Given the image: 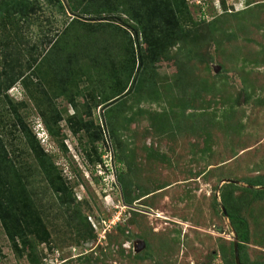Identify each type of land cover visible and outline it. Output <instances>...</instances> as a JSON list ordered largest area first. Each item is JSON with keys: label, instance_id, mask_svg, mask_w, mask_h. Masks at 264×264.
<instances>
[{"label": "rangeland", "instance_id": "374dc122", "mask_svg": "<svg viewBox=\"0 0 264 264\" xmlns=\"http://www.w3.org/2000/svg\"><path fill=\"white\" fill-rule=\"evenodd\" d=\"M187 1L193 18L187 44L172 48L170 59L161 56L149 62L147 86L138 95L121 98L118 118L129 120L120 138L124 162L118 159L117 144L107 137L97 146L103 161L88 160V134L75 133L67 120L73 114L84 115L86 102L91 114L85 117L95 123L103 120L107 107L99 105V86L109 90L112 77L100 66L93 70V81L81 82L94 89L76 98L77 109L65 95L54 100L63 115V135L47 131L37 104L20 82L9 90L15 102L27 101L21 110L25 120L53 155L85 217L84 223L71 220L39 177L35 189L42 197L38 204L51 237L38 243L36 264H86L85 257L98 256L104 264H226L225 258L233 262L237 231L223 206L246 217L250 225L242 260L264 264V195L245 189L252 180L264 181V0ZM43 6L38 23L24 26L27 41L46 44L57 31L65 35L69 29L74 39L70 50L89 52L86 45L94 34V44L119 64L121 76L128 71L132 57L123 46L126 31L119 29L112 39L111 26L97 30L102 28L99 22L111 20L110 13H83L79 7L80 19L89 23L71 26L70 12L60 13L47 2ZM118 18L136 40L130 20ZM134 47L138 53L137 40ZM110 90L112 95L113 86ZM7 132L8 146L13 143L18 155L29 159L21 132L13 125ZM90 156L94 160L96 155L90 151ZM120 173L127 191L117 179ZM229 179L237 180V186L228 187ZM125 195L135 198L131 206L125 204ZM86 225L93 236L78 241L75 229ZM141 241L145 247L138 253L143 257L137 259L135 248ZM109 252L111 257L105 255ZM0 264H32L13 249L1 221Z\"/></svg>", "mask_w": 264, "mask_h": 264}, {"label": "trees", "instance_id": "16d2710c", "mask_svg": "<svg viewBox=\"0 0 264 264\" xmlns=\"http://www.w3.org/2000/svg\"><path fill=\"white\" fill-rule=\"evenodd\" d=\"M46 2L60 13L70 12L73 15L69 22L71 26L89 23L79 17L80 2H82L80 9L83 13H110L111 20L99 22L102 28L96 27V29L102 31L107 26H111L112 39L119 36V29L126 31L127 37L123 39V46L130 51L132 57L128 65L130 67L127 66L126 69L128 71L121 76L123 71L119 68V64L102 51L101 47L94 44L96 42L94 34H91V41L86 45L89 52L77 53L73 48L70 50V41L74 39L68 32L69 29L65 35L63 30L57 31L46 44L27 41L24 26L29 27L32 23H38L39 12L45 9L46 6L43 5ZM188 4L187 0H0V221L5 227L13 249L19 256L27 255L32 264L38 263L34 257L37 245L48 242L51 237L42 206L38 204L42 201V197L36 192L38 190L35 189L39 177L42 176L48 189L56 195L55 203L59 206L58 208L68 213L73 218L71 220L79 219L84 223L85 217L53 155L44 148L36 133L26 122L21 110L28 106L27 101L15 102L9 95V90L20 82L25 94L37 104L39 115L47 131L52 136L63 135L60 128L63 115L54 100L57 96L65 95L77 109L76 98L80 95L86 96L87 89H90L88 94H91V90L94 89L91 86L90 88L82 87L81 82L92 80L93 70L100 66L99 69H102L104 75H111L112 81L109 87L113 86L114 89L110 95L108 93L110 88L108 90V88H102V85L99 86L101 91L98 97H103L99 105L105 103L107 107L103 120L95 123L93 118L85 117L91 114V106L87 102L84 104L86 106L84 115L78 117L73 114L67 117V120L75 133L84 131L88 134L87 142L92 144L90 151L96 155L93 160L88 151L86 154L88 160L103 161L102 156L98 154L97 146L99 142L106 141L107 137L117 144L118 159L124 162L126 151L121 145L120 138L121 130L127 127L129 120L125 118V121L121 122L118 118L123 110L120 102L131 93L138 95L147 86L149 62L158 61L161 56L170 59L172 48L187 44V37L192 34L193 22ZM122 16H126L131 22L130 25L137 36L138 53L135 51L136 40L133 39L131 32L119 23L118 17ZM88 26L91 27V25ZM125 41L130 47L125 44ZM84 57H90L91 61H86ZM93 96L96 98V94ZM9 125H13L17 131L21 132L27 144L29 159L20 157L13 143H10L12 149L8 146L6 136ZM59 144L63 150H67L64 142L59 141ZM30 159L33 160L30 161ZM117 179L123 191H127L124 175L118 174ZM248 183L249 186L245 189L250 194L256 193L260 197L264 195V187L257 188L263 186L264 181L252 180ZM226 185L237 186L233 182ZM134 199L125 195V204L131 206ZM222 200L226 201L224 195ZM226 210L227 217L236 226L240 258L242 264H245L241 255L244 243L250 239V225L247 218L240 213L228 208ZM81 229H75L78 241L82 239L81 242H83L93 236L87 225ZM114 238L122 244L121 238ZM111 241L113 242L112 238ZM121 250L124 249L121 248ZM232 250L234 251V244ZM105 255L111 257L113 253L109 252ZM134 256L137 259L143 257L141 253ZM91 260L93 264L105 262L100 256ZM91 260L90 257H85L83 263L92 264ZM225 262L236 264L235 256L233 262L227 258Z\"/></svg>", "mask_w": 264, "mask_h": 264}, {"label": "water", "instance_id": "95a60500", "mask_svg": "<svg viewBox=\"0 0 264 264\" xmlns=\"http://www.w3.org/2000/svg\"><path fill=\"white\" fill-rule=\"evenodd\" d=\"M228 182L237 183L238 181L233 180V179H229ZM222 210H223L224 214L227 216V210L224 206L222 207ZM144 247H145V243L141 241L140 244H137V246L135 248L136 253L141 251ZM234 256H235V263L236 264H242L241 258H240V249H239V237L237 234H235V237H234Z\"/></svg>", "mask_w": 264, "mask_h": 264}]
</instances>
